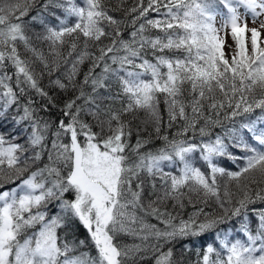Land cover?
<instances>
[{
  "label": "snow or ice",
  "instance_id": "1",
  "mask_svg": "<svg viewBox=\"0 0 264 264\" xmlns=\"http://www.w3.org/2000/svg\"><path fill=\"white\" fill-rule=\"evenodd\" d=\"M37 3L0 0V115L16 105L23 114L13 120L28 121L32 129L27 146L0 135V264H136L137 256L147 250L160 252L155 264H180L173 260L172 248L161 251L162 242L198 237L240 216L243 220L235 231L245 239H229L231 228L215 232L219 246L208 243L202 255L198 250L194 264H264V209H253L258 221L255 234L248 215L249 205L264 202L260 187L264 185V40L257 29L247 28L238 11L242 6L255 20L264 15V0H136L128 9L122 7L125 0H119L116 8L110 0H44L45 11L51 7L64 13L63 18L50 13L58 21L55 26L45 23L39 13L31 18L43 25V33L35 38L48 42L51 63L32 45L22 21ZM116 11L132 16L134 30L128 39L122 31L127 22L109 14ZM228 29L234 47L227 43ZM153 30L159 34L152 35ZM246 32L251 33L247 39ZM18 43L39 60L49 77L70 63L64 77L50 79L49 84L79 93L61 109L63 118L51 133L47 163L33 171L32 165L42 161L47 149L52 123L36 115L34 101L29 98L21 105L20 97L31 89L49 104L53 98L40 85L44 72L37 73L33 61L22 58ZM6 61L14 68L12 74ZM86 61L90 67L78 83L79 68ZM88 85L90 93L85 92ZM161 98L168 128L179 125L171 138L161 135ZM116 103L121 106L115 107ZM47 109L48 105L42 106ZM139 110L149 118L142 123L151 122L156 137L165 142L155 152H140L149 141L139 138V129L136 144L130 145L133 128L122 117ZM82 113L92 116L100 131H93ZM222 113L233 126L212 139L213 128L223 125ZM236 117H245L246 122L237 127ZM245 131L254 143L248 142ZM65 136L68 143L63 142ZM225 137L243 154L228 152ZM197 153L207 165V175L196 166ZM224 156L237 170L214 162ZM165 166L176 167L178 174L166 172ZM156 179L161 181L159 190ZM16 180L20 183L15 187H5ZM146 187L148 196L156 197L147 206ZM68 193L71 199L66 198ZM191 194L205 206L215 198L222 214L201 207L177 222L179 213L161 210L168 200L183 209L185 199L193 203ZM149 216L159 224L148 222ZM76 223L87 230L96 257L70 255L85 241L70 243L58 235L61 228L69 229L65 236L70 234ZM121 236L139 243H122L117 239ZM183 247L191 250L190 245Z\"/></svg>",
  "mask_w": 264,
  "mask_h": 264
},
{
  "label": "trees",
  "instance_id": "2",
  "mask_svg": "<svg viewBox=\"0 0 264 264\" xmlns=\"http://www.w3.org/2000/svg\"><path fill=\"white\" fill-rule=\"evenodd\" d=\"M76 2L80 3V0H76ZM135 2H136V0H125V3L123 4L122 7L124 9L131 8L134 6ZM43 3H44V0H38V3L36 4V6L32 10H30L29 13L25 17L22 18V21L25 25L26 35L31 37L32 45L35 46L38 50L43 51L45 56L48 58L49 63H51L52 54L49 50L48 42L40 41V40H37L35 38L36 33H43V25L39 23V19L37 21H32L31 18L33 16H37V14L39 13L40 18L44 19L45 23L55 26L58 23V21L50 13L55 11L56 15L61 17V18H63L64 13L60 9H53L51 7L47 11H45L41 7V5ZM110 3H111V7L116 8L119 5V0H110ZM222 9H224L223 6H221V10ZM109 14L113 15L116 19L125 20L127 22L126 25H122V31L124 33V38L128 39L130 32L134 30L131 23H130L132 16L131 15L125 16L122 11L110 12ZM149 18H156V16H155V14H150ZM72 22H74V18L70 19V23H72ZM137 27H138V24H137ZM151 34L156 35V34H159V32H158V30H153V32ZM250 34L249 35L245 34L246 39H247V37L250 36ZM260 39L264 40V38H261V37H260ZM103 43L106 44V43H108V41L105 39V40H103ZM18 48H19V51H20L22 58H29L31 61H33L32 67L37 73L44 72L43 78L40 80V85H41V87L44 88L45 91H47L49 93V96H51L53 98V104H54V106H53V104H49L47 98L40 97L39 94H37L34 90H31V89H29L25 95L20 97V104L21 105L27 103L29 98L32 101H34V107L36 109H38V111L36 112V115L39 117H42L43 119L48 120L52 123V128L49 131V133L47 134V139L45 141V143L47 144V149L45 150V152L43 154L42 161L37 162L36 164L32 165V168L30 169V171H33L37 167H42L44 163H47V154H48V150H50V148H51V142L53 139V136L51 133L55 131L56 125L58 124L59 120L61 118H63V113H62L61 109H63V106H64L66 101H68L69 99L75 98L79 93H78V90H73L71 87L68 90H60V89L55 88L49 84L50 79L55 80L57 77L63 78L64 73L71 66L70 63H69V65H63L59 69V71L53 72L52 76L49 77L47 72L44 71L42 64L39 62V60H37L32 55V53L27 52L24 49L23 45L20 43H18ZM62 51L66 53L67 47L65 46V48L62 49ZM6 64H8L7 72L9 74H12L14 72V68L7 61H6ZM89 67H90L89 61H86L83 65L80 66L79 74L76 77V80L78 83L83 81L84 73L88 71ZM100 71H101V69H99V68L96 69L97 73H99ZM14 80H15V77H13V88H14V90H16L18 92V89L15 86ZM115 90L116 89L114 87L113 91H115ZM0 91H3V89H0ZM99 91L102 95L107 94V93H105L104 89H100ZM85 92L86 93L91 92V86L90 85L85 86ZM77 103L83 104L84 101L78 100ZM105 103H108V102L105 101ZM44 105H48L47 111L42 110V106H44ZM120 106L121 105L119 103L115 104V107H117V108ZM89 107H91V105H89ZM160 113L162 116L161 135L167 133L169 138H171L172 135L176 132L179 125H178V123H176L173 125V127L168 128V126H167L168 125V115H167V111H166V106L162 102V98H161V105H160ZM22 114H23L22 108H18V106L13 105V107L10 108L6 114L0 115V135H3L6 140H12L15 137V140H14L15 143L24 144L25 146H27V138H28V135L32 131L31 127L29 126V122L28 121H21L20 123H16L13 120L14 116L18 118L19 115H22ZM133 115L136 117V119H132ZM255 115H259V110H257ZM81 118L85 122H87L93 126V131H96V132L100 131L99 127L97 126V122L93 119L92 116L84 115L82 113ZM100 118L104 119V116L101 115ZM122 119L126 120V121H129V120L131 121V126L133 128V132H132V135L130 138V145L134 146L136 144V141L138 138L137 129L140 130L139 131V138L141 140H148L149 141L140 149L141 153H145L148 151L155 152L157 149L164 146L165 142L162 139H158L156 137V133L154 131L153 124L151 122H148L147 124L142 123V122L147 121L149 119L147 114L143 110H139L135 113L126 114L122 117ZM221 120L223 121V125L213 128V130H212L213 135L211 137L212 139L215 138L216 134H222L226 128H231L233 126V122L223 119V113L221 114ZM66 122H67V120H66ZM241 122H246L245 117H236L235 118V125L237 127H239V124ZM189 136H191V133H189ZM244 136L248 140L249 143H254L251 139V136L246 131L244 132ZM204 139H208V137H205ZM196 140H197V142H199V140H200V137L198 134H197ZM63 142L68 143L69 137H67V136L63 137ZM224 143L226 145H229L227 151L232 153L233 155H242L243 154L239 149L231 146L232 142L228 138L225 137ZM36 150H38V149H36ZM31 154H32V151H29L28 153H26V155H29V156ZM196 157L199 161H201L199 159V153L196 154ZM197 159H196V162H197ZM214 162H216L219 166L224 167L225 169L233 170V171L237 170L235 164L227 156L218 157V158H216V160ZM237 163H242V162L237 161ZM200 168L202 171L205 172L206 175L208 174L209 170H208L206 164L202 167L200 166ZM164 170L166 172L172 171L173 173L178 174L176 167L169 168V167L165 166ZM27 175H28V173H25L24 178H26ZM145 179H147V177H145ZM218 181L221 183V186H222L223 180L219 176H218ZM19 183H20V181L16 180L15 184L8 183L5 185V187L6 188H12V187H15L16 184H19ZM156 185H157V190H159L161 187V181L159 179H156ZM253 187L255 188L256 185H253ZM260 187H264V185H260ZM2 190L3 189H0V191H2ZM233 190L235 191L234 186H233ZM148 191H149V189L146 187L145 192H144V198H143V203L145 204V206H147L149 199H155L156 198L155 196L149 197ZM185 191H186V189H185ZM191 195H192L193 203H188L187 199H185L184 200L185 206L183 207V209L179 208L178 206L174 208L173 207L174 201L168 200L166 202V204L160 205L161 210L166 209L167 211L172 212L174 215L179 213V217L177 219V222H178L179 218H181V217L183 219H187L191 213L195 212L198 208H201V207H203L206 212L215 211L217 214H222V213H220V210L217 208V206L215 204V198H209L208 205L205 206L203 203H201L197 199V196L195 194H191ZM66 198L71 199L72 194L71 193L66 194ZM201 199H202V194H201ZM253 209H255L257 211L260 209H264V202L258 201L257 203H255L253 205H249L248 215H249V220H250V226L252 228L253 234H255V230H256L258 221L256 219V212L253 211ZM53 211H55V209H53ZM200 219L202 220L203 216H201ZM147 220L150 223L159 224V222L157 220H155L154 218H152L150 216L147 217ZM242 220H243L242 216L234 217L231 221L220 224L215 230L206 232V233H204L198 237H188L187 239H184V240L174 241L171 244H167V243L162 242L161 251L166 252L169 248H172L173 252H174V255H173L174 261L179 260L180 264H194V262L198 259V256H197L198 250H199L200 255H202L204 247L208 243H213L214 246H216V247L219 246L218 241L215 240V232H218L221 230L227 231L228 229L231 228V229H233V234L229 237V239H231V240H234L236 238L245 239V237L243 236L242 233L235 231L239 227ZM159 226L163 227V225H159ZM65 233H69V229H66V228L58 229V235L61 237H64L70 243L73 240H75L77 243L79 240L85 241L84 247L78 248L75 252L70 253V255H79L81 253H87L92 257L97 256V251L88 238L87 230L82 225H79L78 223H76L73 226V229L71 230L70 234L65 236ZM117 239L122 243H127L130 245L133 243H139L138 239H133V238L128 237V236H121V237H118ZM185 244L190 245L191 250L185 251L184 247H183ZM159 255H160V252H154L152 250L144 251L137 256L136 264H155V260ZM141 256L143 258H141Z\"/></svg>",
  "mask_w": 264,
  "mask_h": 264
},
{
  "label": "rangeland",
  "instance_id": "3",
  "mask_svg": "<svg viewBox=\"0 0 264 264\" xmlns=\"http://www.w3.org/2000/svg\"><path fill=\"white\" fill-rule=\"evenodd\" d=\"M222 11H224L226 13L227 10L223 9ZM238 11L241 13L242 17H244V20L246 21L247 28L248 29H252V28L257 29L259 31V33H260V36L263 38L264 37V15H261L257 19L253 20L251 18L250 14L245 15V10H244V8L242 6L238 9ZM220 22H221V18L219 16H217V19H216V26L217 27H219ZM227 32L229 33V35L226 37L227 43L233 45V47H234L235 46L234 45V41H232L231 38H230V29H228ZM220 34L222 36L225 35L224 32H221ZM246 34L249 35L250 32H246ZM229 51L230 50L228 48H225V52L226 53L229 52ZM204 165H205V163L203 161H199L197 159V162H196V166L197 167H200V166L202 167Z\"/></svg>",
  "mask_w": 264,
  "mask_h": 264
}]
</instances>
